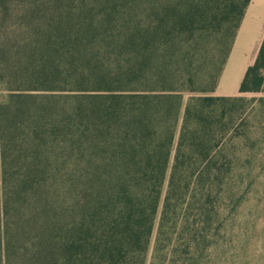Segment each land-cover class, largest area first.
<instances>
[{"label": "trees", "instance_id": "obj_1", "mask_svg": "<svg viewBox=\"0 0 264 264\" xmlns=\"http://www.w3.org/2000/svg\"><path fill=\"white\" fill-rule=\"evenodd\" d=\"M251 2L0 0V264H147L159 216L151 264L191 232L203 257L247 105L185 94L215 92ZM263 91L264 37L239 87Z\"/></svg>", "mask_w": 264, "mask_h": 264}, {"label": "rangeland", "instance_id": "obj_2", "mask_svg": "<svg viewBox=\"0 0 264 264\" xmlns=\"http://www.w3.org/2000/svg\"><path fill=\"white\" fill-rule=\"evenodd\" d=\"M252 11L254 15L250 22L246 21L244 26L243 22L241 24L238 42L235 48V44L233 46L234 51L232 49L233 53L224 66L215 92L186 93L185 102L191 96H229L222 93L238 91L246 66L255 61L264 37V0H256ZM235 96L244 97L247 112L243 125L239 127L242 135L238 137L230 133L224 143L223 160L228 163L230 173L221 209L223 224L214 232L212 245L201 259L194 250L186 255L187 244L196 234L191 232L184 235L179 242L176 259L183 258L186 264H264V91L245 94L238 91L232 97ZM159 222L160 216L151 239L147 264H151L155 253ZM190 222L194 225L196 218ZM189 257L194 259L189 260Z\"/></svg>", "mask_w": 264, "mask_h": 264}, {"label": "crops", "instance_id": "obj_3", "mask_svg": "<svg viewBox=\"0 0 264 264\" xmlns=\"http://www.w3.org/2000/svg\"><path fill=\"white\" fill-rule=\"evenodd\" d=\"M255 1H256V0H252L251 4H250L249 7L247 8V11H246V14H245V17H244L243 25H242V26H244V24L246 23V21H249V22H250V20L253 18L254 11H252V6H254ZM250 12H251V13H250ZM239 36H240V33H239V35H238V37H237V40H236V42H235V46H234V48L236 47V44H237V42H238V38H239ZM234 48H233V51H234ZM233 51L231 52V55H232ZM250 65H251V64H248V65L246 66V70H247V68H248ZM246 70L244 71V75H245V73H246ZM243 78H244V76L242 75V77H241V79H240V84H241ZM239 87H240V86H239ZM238 91H239V89H238ZM238 91L233 92V93H230V94H229V93H226V92H223V93L221 92V93H222V95L233 96V95H235Z\"/></svg>", "mask_w": 264, "mask_h": 264}]
</instances>
